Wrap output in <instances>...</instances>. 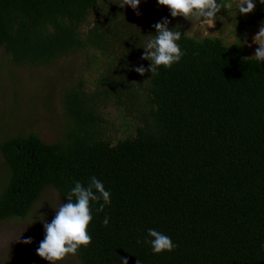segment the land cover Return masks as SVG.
<instances>
[{"label": "trees", "instance_id": "16d2710c", "mask_svg": "<svg viewBox=\"0 0 264 264\" xmlns=\"http://www.w3.org/2000/svg\"><path fill=\"white\" fill-rule=\"evenodd\" d=\"M236 2L221 0L217 13L233 23L230 43L188 34L162 5L147 4L139 22L122 0H0L13 99L55 112L58 130L48 142L19 121L2 135L0 220L40 202L56 213L75 181L95 175L111 204L91 205V242L56 264H264V64L241 47L264 5L254 0L244 18ZM164 17L184 55L152 74L141 46ZM17 68L38 83L16 79ZM148 228L176 247L154 254Z\"/></svg>", "mask_w": 264, "mask_h": 264}, {"label": "clouds", "instance_id": "9594fccd", "mask_svg": "<svg viewBox=\"0 0 264 264\" xmlns=\"http://www.w3.org/2000/svg\"><path fill=\"white\" fill-rule=\"evenodd\" d=\"M264 5V0H258ZM141 0H122L121 7L130 6L139 15L138 6ZM158 6H167L171 17L183 16L186 19L199 22L202 25L211 26L217 18L221 8H226L217 0H156ZM256 4L254 0H237L236 10L239 14L250 13ZM220 18V17H219ZM155 34L141 47L144 48L143 58L150 61L148 70L158 72L159 66L170 68L178 63L184 52L178 41L181 39V32L176 28H169V19L164 17L154 24ZM264 38V27L255 37ZM260 46L253 55L258 64H264V43L255 40ZM144 66H137L135 71L143 74ZM75 197V199H73ZM67 203L60 204L55 216L50 222H44V238L36 248V253L47 260L49 264H56L57 261L65 258L67 254L75 255L81 246H87L91 242V235L88 226L93 219L91 205L98 204L97 212L104 211L105 207L111 204V192L106 189L102 180L95 175L91 176L85 185L79 181L74 182L67 195ZM103 224H109V217L105 215ZM24 243H31L32 238L27 237ZM144 243L149 244L151 251L158 254L164 251L171 252L176 244L172 238L155 228H148ZM122 264H128L127 258L120 257Z\"/></svg>", "mask_w": 264, "mask_h": 264}, {"label": "rangeland", "instance_id": "374dc122", "mask_svg": "<svg viewBox=\"0 0 264 264\" xmlns=\"http://www.w3.org/2000/svg\"><path fill=\"white\" fill-rule=\"evenodd\" d=\"M147 4H152L153 6L157 5L156 0H141V3L138 6L140 12L139 15H137L136 11H134L130 6H128L130 13L135 18V20L140 22L144 19ZM163 8L165 10H169L167 6H163ZM234 14H238L237 10L234 12ZM244 15L246 14H243V16ZM222 17L223 16L221 14H217V18L214 21V24L208 27L196 21L192 22L191 20L186 19L183 16H177L175 18L179 19L181 21V24L185 26L183 31L187 32L190 35L204 37L207 35L224 34L227 35L228 41L232 43L235 40L234 34L230 32V30L233 28V23L225 21ZM244 18H247V16H244ZM261 27H264V22L261 24L259 23V29L257 28L244 34L243 40L241 42V47L245 50L247 54L254 55L256 49L260 46L257 42H255V40L258 39L261 43H264V38L260 36L255 37L256 34L260 31ZM221 30H223V32ZM238 35L239 32L236 33V38L238 37ZM0 61H3L1 52ZM1 63L0 140L4 138H2V135L9 134L13 132L16 128H19V121H25L23 123L25 125H22L21 127L33 129L39 134L41 139H43L44 141L51 142L56 140L58 138V130L54 122L55 112L47 108L36 110L34 105L28 101V97H26V99L24 98V100L27 104H29V106L27 105L26 108H22L26 104H18V100L15 101L13 99L14 97L12 93V84H14V81L11 80V77L9 76V68L6 65H2ZM14 73L15 75H17L16 79H21V81H23L24 83H38L33 80V76L35 74L29 72L26 69L17 68L14 69L13 74ZM31 87L33 86L31 85ZM21 101L23 100H19V102ZM15 106L17 110L12 112L14 113L12 115L10 110L15 109ZM41 203L43 202H40L35 207L38 208V211L33 209V212L29 217H25L24 219L9 218L0 220V264H40L39 260L35 258V253L31 251L32 249L34 250V248H37L33 247L34 243L37 242L38 239L42 240L44 238V222H50L55 216V212L49 208L46 202H44L43 204ZM40 207L41 210L39 211ZM36 213H38V217H35ZM40 218L43 224L40 223ZM27 237L32 238L31 243L26 244L23 242L24 239Z\"/></svg>", "mask_w": 264, "mask_h": 264}, {"label": "flooded vegetation", "instance_id": "af4514ba", "mask_svg": "<svg viewBox=\"0 0 264 264\" xmlns=\"http://www.w3.org/2000/svg\"><path fill=\"white\" fill-rule=\"evenodd\" d=\"M229 1H230V2H233L234 0H229ZM254 29H257V28L255 27ZM254 29H253V30H254ZM247 32H250V31H245L244 34L247 33ZM244 34H243V36H244Z\"/></svg>", "mask_w": 264, "mask_h": 264}]
</instances>
